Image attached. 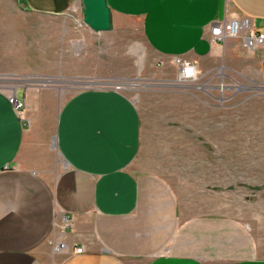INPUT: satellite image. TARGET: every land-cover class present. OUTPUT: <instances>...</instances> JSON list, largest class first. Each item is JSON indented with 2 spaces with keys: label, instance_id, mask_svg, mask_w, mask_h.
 I'll use <instances>...</instances> for the list:
<instances>
[{
  "label": "crops",
  "instance_id": "crops-1",
  "mask_svg": "<svg viewBox=\"0 0 264 264\" xmlns=\"http://www.w3.org/2000/svg\"><path fill=\"white\" fill-rule=\"evenodd\" d=\"M107 2L113 31L139 22L159 66L148 75L177 79L173 61L182 58L196 63L198 77L209 63L230 62L237 76L255 81L256 69L264 82L263 48L247 50L239 38L220 44L209 30L248 17L264 33V0ZM72 9L82 10V0H0V75L27 74L37 51L49 59L51 21ZM61 31L64 59L68 31ZM89 86L62 102L33 101L25 88L20 98L17 86L0 90V264H264L234 218H183L176 183L147 158L160 152L145 147L137 105L118 89ZM11 94L26 104L23 117Z\"/></svg>",
  "mask_w": 264,
  "mask_h": 264
},
{
  "label": "rangeland",
  "instance_id": "rangeland-1",
  "mask_svg": "<svg viewBox=\"0 0 264 264\" xmlns=\"http://www.w3.org/2000/svg\"><path fill=\"white\" fill-rule=\"evenodd\" d=\"M43 22L37 18L38 49ZM124 25L99 36L86 32L83 9L54 17L51 57L40 59L37 51L27 74L0 75V90L10 93L17 86L20 98L25 88L33 101L56 102L89 86L72 84L78 81L123 92L142 114L145 147L160 152L147 158L176 183L183 218H234L247 227L256 255L264 258V82L256 69L255 81L237 76L230 62L209 63L191 85L148 75L159 66L140 24ZM66 30L68 55L62 59L59 35ZM56 110L49 107L47 115Z\"/></svg>",
  "mask_w": 264,
  "mask_h": 264
},
{
  "label": "built area",
  "instance_id": "built-area-1",
  "mask_svg": "<svg viewBox=\"0 0 264 264\" xmlns=\"http://www.w3.org/2000/svg\"><path fill=\"white\" fill-rule=\"evenodd\" d=\"M209 30L211 37L217 43L223 44L230 38H239L247 50L264 49V33L259 32L252 19L248 17H231L225 21L215 22L209 26ZM173 63L179 68L176 79L178 85L190 84L197 79L198 67L196 63L182 58H175ZM9 100L21 115L25 109V103L20 101L16 94H11ZM83 251V248L77 249V253Z\"/></svg>",
  "mask_w": 264,
  "mask_h": 264
},
{
  "label": "water",
  "instance_id": "water-1",
  "mask_svg": "<svg viewBox=\"0 0 264 264\" xmlns=\"http://www.w3.org/2000/svg\"><path fill=\"white\" fill-rule=\"evenodd\" d=\"M83 22L96 32L112 29L111 9L107 0H82Z\"/></svg>",
  "mask_w": 264,
  "mask_h": 264
}]
</instances>
